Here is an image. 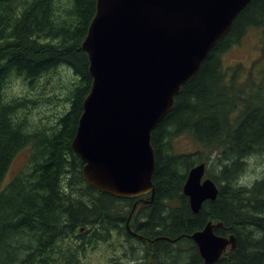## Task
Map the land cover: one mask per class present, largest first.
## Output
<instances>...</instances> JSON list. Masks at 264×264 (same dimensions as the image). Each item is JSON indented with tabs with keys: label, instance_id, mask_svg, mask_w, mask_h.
I'll return each mask as SVG.
<instances>
[{
	"label": "trees",
	"instance_id": "1",
	"mask_svg": "<svg viewBox=\"0 0 264 264\" xmlns=\"http://www.w3.org/2000/svg\"><path fill=\"white\" fill-rule=\"evenodd\" d=\"M95 9L96 0H0V264H77L87 245L109 241L115 231L129 233L125 223L135 200L89 186L71 147L92 82L81 45ZM252 28L261 30L264 49V0H251L239 12L152 131L154 195L131 224L145 238L180 237L152 243L155 264H205L186 236L208 220L225 223L216 234L237 237L236 249L215 264H264V174L250 185L239 183L247 158L264 152V67L258 80L242 83L240 66L229 71L222 64ZM62 67L74 75L69 109L51 126L33 125L25 114L37 98L11 96L8 87L21 80L33 90L38 78ZM179 135L201 149L174 152L172 140ZM25 148L26 166L2 187ZM211 162L218 167L214 172L207 169ZM199 163L220 189L217 199L193 213L182 190L189 169ZM73 236L79 243L70 242Z\"/></svg>",
	"mask_w": 264,
	"mask_h": 264
},
{
	"label": "water",
	"instance_id": "2",
	"mask_svg": "<svg viewBox=\"0 0 264 264\" xmlns=\"http://www.w3.org/2000/svg\"><path fill=\"white\" fill-rule=\"evenodd\" d=\"M250 1L96 0L81 45L92 82L71 147L92 188L119 198L150 194L133 204L126 220L130 233L133 214L154 195L152 131ZM204 175L205 163L196 164L183 185L193 213L218 195L217 184ZM222 225L210 220L186 236L205 264L237 247L233 233H215ZM161 239L176 241L161 236L152 242Z\"/></svg>",
	"mask_w": 264,
	"mask_h": 264
},
{
	"label": "rangeland",
	"instance_id": "3",
	"mask_svg": "<svg viewBox=\"0 0 264 264\" xmlns=\"http://www.w3.org/2000/svg\"><path fill=\"white\" fill-rule=\"evenodd\" d=\"M222 64L229 71L240 66L239 72L242 83L258 80V72L264 67V49L261 30L256 28L248 30L242 37L240 43L232 46L222 56ZM257 70L259 71L257 72ZM73 76L66 67H62L50 73L49 76L45 75L38 78L33 90H28L21 80H13L8 87V93L11 96L18 97L29 94L37 98V104L28 106L26 110L27 114L25 115L33 125L51 126L58 116L69 109L68 97L70 90L68 86L74 81ZM172 146L176 153H192L201 149L187 135L175 137L172 140ZM29 152V149L25 148L16 155L6 174L2 187L8 184L10 179L26 166ZM252 156H255L256 159L250 162L249 158H247L246 170L239 179V183L241 184L250 185L264 174V152ZM207 169L214 172L218 167L214 162H211ZM127 235L124 233L118 234L115 231L112 233L109 241H97L92 245H87L85 250L77 253L76 263L110 264L112 260H115L127 264V261L129 262L135 258H140L142 249L138 248L137 250L136 245H138V242L131 239L129 233ZM70 242L74 245L79 243L75 236L72 237V241ZM137 255L139 257H135Z\"/></svg>",
	"mask_w": 264,
	"mask_h": 264
},
{
	"label": "flooded vegetation",
	"instance_id": "4",
	"mask_svg": "<svg viewBox=\"0 0 264 264\" xmlns=\"http://www.w3.org/2000/svg\"><path fill=\"white\" fill-rule=\"evenodd\" d=\"M144 199H146V197H143L142 199L141 198H137L136 200H140V201H143ZM152 202V201H151ZM150 202V203H151ZM150 203H148V204H150ZM145 205H147V204H145ZM131 230L133 231V233L131 234H129L130 235V237L131 238H133V240L135 239H137V241H140V242H138V245H136V249L138 250V248H141L142 250H141V253H142V255L140 256V258H135V259H133V260H131V261H127V264H155V258H153V251H152V247H153V239H148V238H145L144 236H142L141 234H139L136 230V228H134V227H131ZM136 235V236H135ZM135 236V237H134ZM138 236V237H137ZM140 236V237H139ZM142 239V240H140V239ZM149 242V243H148ZM140 243V244H139ZM146 243V244H145ZM146 245H147V247H146ZM129 247H130V245H129ZM149 247V248H148ZM131 248V247H130ZM145 248V249H144ZM150 249V250H149ZM149 251L150 252H152V254L151 253H149ZM131 254H132V252H131ZM146 255H148V258L149 259H147V256ZM135 257H139V255H137V256H135ZM151 258H152V260H151ZM146 260H147V262H146Z\"/></svg>",
	"mask_w": 264,
	"mask_h": 264
},
{
	"label": "bare ground",
	"instance_id": "5",
	"mask_svg": "<svg viewBox=\"0 0 264 264\" xmlns=\"http://www.w3.org/2000/svg\"><path fill=\"white\" fill-rule=\"evenodd\" d=\"M214 182H215V181H214ZM256 182H258V181H256ZM259 182H260V181H259ZM254 184H255V183H254ZM220 185H221V184H220ZM255 185H256V184H255ZM243 186H245V185H243ZM243 186H242V187H243ZM251 186H252V185H251ZM260 186H261V185H260ZM237 187H239V186H237ZM245 187H247V186H245ZM252 187H253V186H252ZM154 188H155V187H154ZM260 188H261V187H260ZM219 189H220V188H219ZM154 190H155V189H154ZM261 191H262V190H261ZM217 198H218V196H217ZM217 198H216V199H217ZM134 200H135V199H134ZM134 200H133V201H134ZM210 201H211V200H210ZM204 202H205V201H204ZM220 203H221V202H220ZM230 204H231V203H230ZM234 204H235V203H234ZM202 205H203V204H202ZM226 205H227V204H226ZM228 205H229V204H228ZM143 206H145V205H143ZM143 206H142L141 208H143ZM229 206H230V205H229ZM163 208H164V206H163ZM166 209H167V208H166ZM139 210H140V209H139ZM170 210H171V209H170ZM190 210H191V209H190ZM140 211H141V210H140ZM200 211H201V210H200ZM136 212H138V210H137ZM160 212H161V211H160ZM166 212H167V211H166ZM163 213H165V212H163ZM215 220H216V219H215ZM208 221H209V220H208ZM218 221H219V220H218ZM220 221H221V220H220ZM222 221H223V220H222ZM206 223H207V222H206ZM206 223H205V224H206ZM223 224H225V223L223 222ZM227 226H228V225H227ZM222 228H224V227H222ZM231 228H232V227H231ZM125 229H126V223H125ZM228 229H229V228H228ZM232 229H233V228H232ZM126 230H127V229H126ZM195 230H196V229H195ZM216 230H217V229H216ZM219 230H221V229H219ZM127 231H128V230H127ZM221 231H223V230H221ZM226 231H228V230H226ZM226 231H224V232H225L224 234H226ZM229 231H230V230H229ZM128 232H129V231H128ZM217 232H218V231H217ZM215 233H216V232H215ZM219 233L222 235L223 232H219ZM219 233H218V234H219ZM229 233H231V232H229ZM129 234H130V232H129ZM131 234H132V233H131ZM183 235H184V234H183ZM135 236H136V235H135ZM135 236H134V237H135ZM235 236H236V235H235ZM137 237H138V236H137ZM139 237H140V236H139ZM164 237H165V236H164ZM183 237H184V236H183ZM131 239H133V238H131ZM137 239H138V238H137ZM137 239H136V240L134 239V240L137 241ZM139 239H140V238H139ZM148 239H149V238H148ZM175 239H176V241H178V240L180 239V237H177V238H175ZM140 240H142V239H140ZM183 240H184V239H183ZM188 240H189V239H188ZM188 240H187V241H188ZM176 241H175V242H176ZM180 241H181V240H180ZM137 242H140V241H137ZM148 243H149V242H148ZM189 243H190V242H189ZM145 244H146V243H145ZM191 245L195 246L194 244H191ZM155 246H157V245H155ZM146 247H147V245H146ZM158 247H160V246H158ZM148 248H149V247H148ZM182 248H183V247H182ZM182 248H181V249H182ZM144 249H145V248H144ZM153 249H154V248H153ZM155 249H156V247H155ZM158 249H159V248H157V251H158ZM149 250H150V249H149ZM152 251H153V250H152ZM197 251H198V250H197ZM231 252H232V251H231ZM149 253L152 254V252H150V251H149ZM157 253H158V252H157ZM154 254H155V253H154ZM198 254H199V253H198ZM156 255H157V254H156ZM146 256H147V258H148V255H146ZM199 256H200V254H199ZM200 258L202 259L201 256H200ZM148 259H149V258H148ZM221 259H222V257H221ZM151 260H152V258H151ZM146 262H147V260H146ZM202 262H204L203 259H202ZM146 264H147V263H146ZM148 264H149V263H148ZM151 264H152V263H151Z\"/></svg>",
	"mask_w": 264,
	"mask_h": 264
},
{
	"label": "clouds",
	"instance_id": "6",
	"mask_svg": "<svg viewBox=\"0 0 264 264\" xmlns=\"http://www.w3.org/2000/svg\"><path fill=\"white\" fill-rule=\"evenodd\" d=\"M17 83H18V82H17ZM254 159H256L255 156L249 157V161H250V162H251L252 160H254ZM257 171H259V170H257ZM260 235H261V233H260V232H257V233H256V238H259Z\"/></svg>",
	"mask_w": 264,
	"mask_h": 264
}]
</instances>
